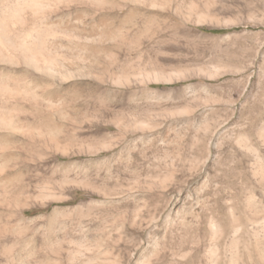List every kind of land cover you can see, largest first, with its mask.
<instances>
[{
	"label": "rangeland",
	"instance_id": "374dc122",
	"mask_svg": "<svg viewBox=\"0 0 264 264\" xmlns=\"http://www.w3.org/2000/svg\"><path fill=\"white\" fill-rule=\"evenodd\" d=\"M0 264H264V0H0Z\"/></svg>",
	"mask_w": 264,
	"mask_h": 264
}]
</instances>
